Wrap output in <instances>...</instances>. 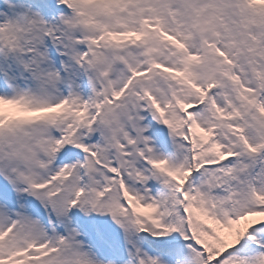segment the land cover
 Listing matches in <instances>:
<instances>
[{
  "label": "snow or ice",
  "instance_id": "6c2138e0",
  "mask_svg": "<svg viewBox=\"0 0 264 264\" xmlns=\"http://www.w3.org/2000/svg\"><path fill=\"white\" fill-rule=\"evenodd\" d=\"M0 264H264V0H0Z\"/></svg>",
  "mask_w": 264,
  "mask_h": 264
}]
</instances>
